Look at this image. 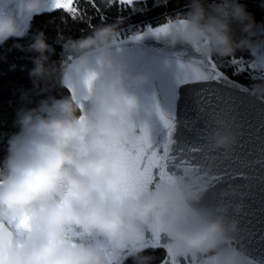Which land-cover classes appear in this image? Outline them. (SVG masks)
I'll return each mask as SVG.
<instances>
[{"label":"clouds","instance_id":"1","mask_svg":"<svg viewBox=\"0 0 264 264\" xmlns=\"http://www.w3.org/2000/svg\"><path fill=\"white\" fill-rule=\"evenodd\" d=\"M50 4L0 0V46L25 35L33 17ZM183 20L174 21L164 37L167 47L224 58L257 43L255 21L241 0H188ZM118 29V23H111L76 38L58 33L56 43L71 65L50 60L55 49L43 31L26 46L14 43L32 54L28 77L34 89L44 91L49 81L64 85L76 78V70L81 78L89 72L95 77L83 113L71 95H48L33 108L17 110L18 130L8 136L0 161V264H123L129 257L133 264H150L152 257L144 254L145 231L156 228L180 256L251 264L244 251L228 243L240 231L239 220L228 215V204L193 203L208 190L205 173L210 169L204 165L119 205L101 198L97 186L110 175L112 146L133 134L130 125L139 109L128 101L152 78L149 70L132 71L125 54L116 51ZM248 93L264 102V80H255ZM211 141L215 148L228 149L236 136L217 130ZM197 186L198 194L193 191ZM235 195L236 189L229 188L220 197ZM233 211L241 212L242 205L235 204ZM25 218L27 227L18 229ZM94 235L106 240L108 248L82 239Z\"/></svg>","mask_w":264,"mask_h":264},{"label":"snow or ice","instance_id":"2","mask_svg":"<svg viewBox=\"0 0 264 264\" xmlns=\"http://www.w3.org/2000/svg\"><path fill=\"white\" fill-rule=\"evenodd\" d=\"M85 2L97 12L101 21L105 19L100 14L102 10L96 0ZM134 2L135 0H105V7H112L113 4L132 7ZM73 3L74 0H51L48 11L63 9L71 14L73 20L83 19L85 13H80L77 7H73ZM156 3L158 4L159 0H156ZM88 19L89 27H92L91 18ZM174 21L184 23L183 18L173 20L166 17L163 23L144 24L142 28L130 30L114 41L116 51L121 52L123 45L128 42L140 43L145 39L162 41ZM261 30H264V21L261 22ZM185 56L187 59H182ZM249 56L252 59L245 60L243 56H234L227 62L231 68V76L211 57L203 58L195 52L191 51L189 54L183 49L173 51L172 58L166 57L162 63L151 62L147 70L161 82L162 90L167 86L164 74L171 73L175 90L185 94L189 104L183 108V115H178L177 108L171 103L167 108L162 107L155 93L151 96L145 95L144 103L138 107V119L130 125L132 136L112 146L110 175L97 186L101 198L113 205H119L125 200L138 198L150 188H158L161 183L173 184L178 177L198 169L202 163L199 161L193 163V160L197 159L194 154H204L208 159L204 153L205 141L210 128L214 125L230 127L238 119L242 125L251 128L255 118L261 136L264 137V109L255 110L248 101V97L251 96L248 93V86L232 78L247 73L248 78L253 81L264 80V47H253L249 50ZM66 61L71 65L70 58H66ZM94 77L95 73L89 72L81 78L76 70L75 82L69 78V82L63 85L69 95L78 101L81 113L85 110L84 102L90 98V85ZM206 99L213 103L206 107L203 103ZM128 102L138 106L135 97L130 98ZM141 110L142 116L139 115ZM220 113L229 114L232 120L219 119ZM155 131L162 134L157 138L154 135ZM193 135L200 146L185 148L186 138ZM223 175L229 173L227 171L219 174L205 173L208 188L215 185ZM239 175L242 176L243 173ZM200 190L199 186L193 189L196 194ZM17 227L18 229L27 227L26 218L21 219ZM150 233V239L145 237L146 245L164 249L165 254L160 264H214L212 257L201 260L195 255L180 256L167 243H161L159 228L151 230ZM228 243L233 244V240L230 239ZM108 255L111 260V255Z\"/></svg>","mask_w":264,"mask_h":264},{"label":"water","instance_id":"3","mask_svg":"<svg viewBox=\"0 0 264 264\" xmlns=\"http://www.w3.org/2000/svg\"><path fill=\"white\" fill-rule=\"evenodd\" d=\"M139 1L144 0H135L134 3ZM55 10L60 9L46 10L43 13H51ZM173 20H177V18ZM179 49L167 47L164 39L159 42L145 39L140 43H126L122 47V52L128 58L131 70L138 72L147 70V66L151 62L162 63L166 57L171 59V53ZM187 51L191 54V50ZM211 58L213 59V57ZM182 59L186 60L187 56L182 57ZM164 76L167 79V86L163 90L161 82L152 76L149 84L133 91L138 107L144 103L145 95L151 96L155 93L162 107L167 108L169 103H171L177 108L178 115H183L182 110L189 104V100L185 94L175 90L171 73H166ZM75 79L74 77V82ZM237 81L243 83L239 80ZM245 85L248 86L247 84ZM248 101L255 110L264 109V103H261L254 96H249ZM89 102V100L84 102L85 109L88 107ZM203 103L207 107L213 101L206 99ZM139 115H143L142 110ZM137 119L138 116L135 117L133 123ZM219 119L231 121L232 117L227 113H220ZM156 128H159L158 124ZM217 130L234 133L236 136L235 143L228 149L215 148L211 141V136ZM161 134L162 132L160 131L154 132L157 138ZM199 146V141L194 135L186 138L185 148ZM204 153L207 154L211 162L205 158L204 154H194L197 159L193 160V163L201 162V165L210 169V174H219L222 171H227L229 175H223L215 185L209 186L199 201H194L193 203L196 206H211L218 203L228 204V215L230 217L234 216L239 220L240 231L232 239L233 244L244 251L253 264H264V137L261 136L258 122L254 118L251 128L242 125L238 119L230 127L214 125L207 134ZM239 173H243V175L241 176ZM232 176L235 178H231ZM229 188H235L237 195L221 199V192ZM237 203L242 205V211L239 213L233 211L234 205ZM145 237L147 239L151 238V233L147 230L145 231ZM160 238L162 244L166 243L168 239L163 233H160ZM82 239H84L85 243L95 244L104 249L108 248L107 241L102 237L94 235ZM147 239L145 240L146 243ZM149 247L151 246L149 245L147 248ZM123 251L127 252L128 249ZM198 258L204 259V257ZM113 264H121V261L115 260ZM157 264H160V261Z\"/></svg>","mask_w":264,"mask_h":264},{"label":"trees","instance_id":"4","mask_svg":"<svg viewBox=\"0 0 264 264\" xmlns=\"http://www.w3.org/2000/svg\"><path fill=\"white\" fill-rule=\"evenodd\" d=\"M205 2L207 3V0ZM241 2L255 21L253 38L256 40V44H262L260 41L261 38H264V30H261V22L264 21V0H241ZM96 3L102 10L100 14L105 17L103 21L99 19L97 12L86 4L85 0H75L73 7H77L80 13H85L83 19L73 20L71 14L63 9L51 13H41L33 17L31 26L25 35L15 41L10 39L0 46V161L6 155L8 136L18 130L14 124L17 110L33 108L41 98L48 95L57 98L69 95L67 89L55 81H49L43 85L44 91L34 89L28 77V69L32 66L28 57L32 54L13 47L14 43L26 46L37 31H43L47 42L55 49L50 60L59 63L62 59L66 60V57L62 53L60 45L56 43L58 33L64 37L76 38L103 24L118 23L121 28L132 26L137 22L151 21L156 25L164 22L166 17L176 18V14L181 13L184 17L188 0H159L158 4L156 0H147L134 3L132 7L118 4L105 7V0H96ZM88 18H91L92 27H89ZM246 52L247 50L237 51L232 56L239 57L247 54ZM213 59L221 67L217 61L219 57H213ZM221 69L231 76L227 69L222 67ZM235 79L248 86L253 83L238 77ZM144 254L152 257L150 264H157L164 256V249L149 247L145 249ZM123 264H133V261L129 257Z\"/></svg>","mask_w":264,"mask_h":264},{"label":"rangeland","instance_id":"5","mask_svg":"<svg viewBox=\"0 0 264 264\" xmlns=\"http://www.w3.org/2000/svg\"><path fill=\"white\" fill-rule=\"evenodd\" d=\"M175 17L177 18V17H183V14H176L175 15ZM254 47H264V45L263 44H256ZM247 54H243V55H241V56H243L244 57V59L245 60H249V59H252V57H250L249 56V50H247V52H246ZM241 56H239V57H241ZM233 56H229V57H224V58H219L217 61L221 64V67L222 68H225V69H227L228 70V72L231 74V68H230V66L228 65V61L232 58ZM239 78V79H244L245 81H250V82H254L253 80H251V79H249L248 78V74L247 73H244V74H242V75H240V76H235V78Z\"/></svg>","mask_w":264,"mask_h":264},{"label":"built area","instance_id":"6","mask_svg":"<svg viewBox=\"0 0 264 264\" xmlns=\"http://www.w3.org/2000/svg\"><path fill=\"white\" fill-rule=\"evenodd\" d=\"M144 24H150V23H149V22H145V21H143V22H139V23H137L135 26H133V27L131 26V30H135V29H137V28H142ZM129 27H130V26H129ZM129 27L119 29V31H124V30H126V29L128 30ZM119 36H121L120 33H119Z\"/></svg>","mask_w":264,"mask_h":264},{"label":"bare ground","instance_id":"7","mask_svg":"<svg viewBox=\"0 0 264 264\" xmlns=\"http://www.w3.org/2000/svg\"><path fill=\"white\" fill-rule=\"evenodd\" d=\"M144 1H147V0H144ZM139 2H140V1H139ZM73 4H74V3H73ZM145 22H149L150 24H153L151 21H145ZM137 23H139V22H137ZM137 23H136V24H137ZM162 23H163V22H162ZM136 24L132 25V27L135 26ZM153 25H154V24H153ZM122 28H127V27H121V28H119V29H122ZM119 29H118V30H119ZM130 30H131V26L129 27L128 30L126 29V30H124V31H119V33H120L121 36H118V37H122L123 35H126Z\"/></svg>","mask_w":264,"mask_h":264}]
</instances>
